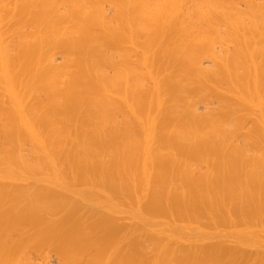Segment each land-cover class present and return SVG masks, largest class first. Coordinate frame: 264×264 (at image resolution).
<instances>
[{
  "label": "bare ground",
  "instance_id": "1",
  "mask_svg": "<svg viewBox=\"0 0 264 264\" xmlns=\"http://www.w3.org/2000/svg\"><path fill=\"white\" fill-rule=\"evenodd\" d=\"M0 264H264V0H0Z\"/></svg>",
  "mask_w": 264,
  "mask_h": 264
}]
</instances>
